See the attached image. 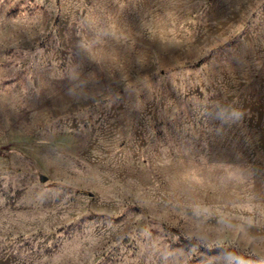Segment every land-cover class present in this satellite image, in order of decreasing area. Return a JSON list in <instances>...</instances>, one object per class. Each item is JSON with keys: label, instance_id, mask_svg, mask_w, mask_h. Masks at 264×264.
<instances>
[{"label": "rangeland", "instance_id": "374dc122", "mask_svg": "<svg viewBox=\"0 0 264 264\" xmlns=\"http://www.w3.org/2000/svg\"><path fill=\"white\" fill-rule=\"evenodd\" d=\"M0 264H264V0H0Z\"/></svg>", "mask_w": 264, "mask_h": 264}]
</instances>
